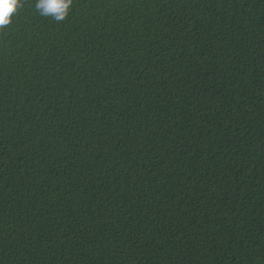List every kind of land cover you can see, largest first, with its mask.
Returning a JSON list of instances; mask_svg holds the SVG:
<instances>
[{"label": "trees", "instance_id": "1", "mask_svg": "<svg viewBox=\"0 0 264 264\" xmlns=\"http://www.w3.org/2000/svg\"><path fill=\"white\" fill-rule=\"evenodd\" d=\"M34 3L0 32V264H264V0Z\"/></svg>", "mask_w": 264, "mask_h": 264}, {"label": "clouds", "instance_id": "2", "mask_svg": "<svg viewBox=\"0 0 264 264\" xmlns=\"http://www.w3.org/2000/svg\"><path fill=\"white\" fill-rule=\"evenodd\" d=\"M73 0H35L34 7L42 17L56 22L64 21L70 14ZM23 7L22 0H0V32L12 24V17Z\"/></svg>", "mask_w": 264, "mask_h": 264}]
</instances>
